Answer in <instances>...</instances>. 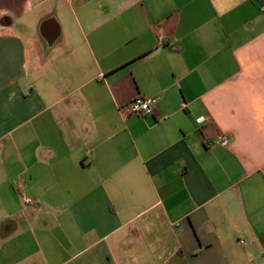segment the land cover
I'll return each mask as SVG.
<instances>
[{
    "label": "crops",
    "instance_id": "crops-1",
    "mask_svg": "<svg viewBox=\"0 0 264 264\" xmlns=\"http://www.w3.org/2000/svg\"><path fill=\"white\" fill-rule=\"evenodd\" d=\"M0 264H264V0H0Z\"/></svg>",
    "mask_w": 264,
    "mask_h": 264
},
{
    "label": "built area",
    "instance_id": "built-area-1",
    "mask_svg": "<svg viewBox=\"0 0 264 264\" xmlns=\"http://www.w3.org/2000/svg\"><path fill=\"white\" fill-rule=\"evenodd\" d=\"M156 102L157 99L155 97L139 96L135 98L130 104H128L125 107V110L129 113L139 114L143 116L152 111V109L156 105ZM216 143L224 147H227L229 145L228 139H226L222 135H219L214 140H211L209 142V145L210 147H214ZM24 202L27 206L34 204V200L29 196L24 197ZM241 244L243 246H246L247 242L245 240H241Z\"/></svg>",
    "mask_w": 264,
    "mask_h": 264
}]
</instances>
